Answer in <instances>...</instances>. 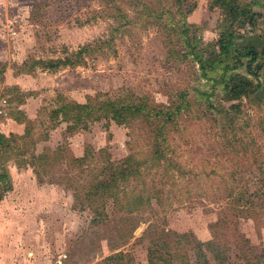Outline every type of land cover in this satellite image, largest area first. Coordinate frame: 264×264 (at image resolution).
Listing matches in <instances>:
<instances>
[{"label":"rangeland","instance_id":"rangeland-1","mask_svg":"<svg viewBox=\"0 0 264 264\" xmlns=\"http://www.w3.org/2000/svg\"><path fill=\"white\" fill-rule=\"evenodd\" d=\"M221 4L0 0V264H264V0ZM232 32L263 67L258 92L230 102L190 51L207 58ZM86 47L77 65L41 66ZM182 93L162 137L145 111L50 120L59 97L170 108ZM130 155L117 198L87 193Z\"/></svg>","mask_w":264,"mask_h":264},{"label":"trees","instance_id":"trees-1","mask_svg":"<svg viewBox=\"0 0 264 264\" xmlns=\"http://www.w3.org/2000/svg\"><path fill=\"white\" fill-rule=\"evenodd\" d=\"M223 1L225 0H212V2L216 5H222L221 3ZM226 1L232 2L233 0ZM236 38L237 36H235L232 32L229 35L223 36L221 39L217 40L215 43L217 51L213 53L210 52V56L207 58H202V55L198 52L194 53L193 51H190L193 55V59L198 62L199 67L201 68L202 76L213 81L211 87H214V85L220 87L223 91L224 99L230 102L239 101L242 98H250L251 95L258 92L260 88L259 85H254L248 76L251 75L252 77L257 78L258 71H260L263 67L262 61L259 60L257 50L245 46L239 47L235 43ZM92 50H90L89 47L82 48L81 52L73 53L74 56L41 62V66H44L46 69H55L65 65H77L82 62L79 59L80 54L84 51L90 52ZM244 59H247L246 63L243 62ZM255 63L257 64L255 67L257 68L255 70L256 72L252 71V66ZM242 68L245 72L244 76L234 72V70ZM207 74L211 76L208 77ZM192 90H196V88ZM185 95L186 93L180 94L177 103H174L170 108H156L152 106L142 107V105L137 107L134 103L124 100L122 96L120 98V95L117 97L114 96L111 99L104 96L100 99L101 102L92 101L94 103L92 105L89 102L86 104L65 102L63 97H59L56 102V107L50 110V120L54 121L56 119H63L69 122L72 121L75 126L82 124L80 127L83 128L86 127V120L99 118L95 117L96 111L104 113V116H109L118 124L123 122V120L126 121L129 116L136 114V112L139 113L145 111L144 117H149L145 125L147 124L146 126L150 127L155 124L154 128L151 130L152 134L155 135V137H162L164 134L161 133V128H163L165 124L169 123L170 119L174 117L171 116L176 115L178 108L188 106L190 104L186 101ZM196 96L197 99H203L205 93L204 91L198 89L196 91ZM238 105V103L230 105L229 110L225 112L226 117H229L230 113L237 109ZM157 121H161V123L156 124ZM28 137V133L23 135L24 139H27ZM3 140L2 135H0V143H2ZM10 141L12 140H8L7 143ZM166 146L167 142L165 140L161 141V143H156L154 146V152L151 155L152 158H156L157 160L163 159V153L164 150H166ZM85 159L86 157L82 156L81 158H76L75 160L83 161ZM133 160L135 159L130 155L124 158V160L118 165L109 163V165L103 168V177L101 178V181H94L95 183L89 188L87 193L94 198L99 195L107 197L113 195L117 198V186L124 185L125 187L131 177L133 175L136 176L138 172V169L135 167L136 164L132 162ZM0 178H5V175H0ZM124 187L122 189L123 192L125 191Z\"/></svg>","mask_w":264,"mask_h":264},{"label":"crops","instance_id":"crops-1","mask_svg":"<svg viewBox=\"0 0 264 264\" xmlns=\"http://www.w3.org/2000/svg\"><path fill=\"white\" fill-rule=\"evenodd\" d=\"M0 254H2V253H0ZM5 256H7L8 255V252H7V250H5V253H3ZM5 256H3V257H5ZM2 259H4V258H2Z\"/></svg>","mask_w":264,"mask_h":264}]
</instances>
